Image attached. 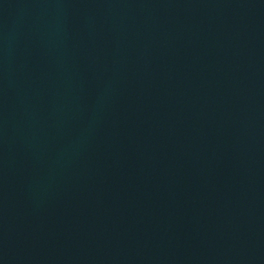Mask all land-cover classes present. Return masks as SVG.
I'll return each instance as SVG.
<instances>
[{
    "label": "water",
    "instance_id": "95a60500",
    "mask_svg": "<svg viewBox=\"0 0 264 264\" xmlns=\"http://www.w3.org/2000/svg\"><path fill=\"white\" fill-rule=\"evenodd\" d=\"M0 264H264V0H0Z\"/></svg>",
    "mask_w": 264,
    "mask_h": 264
}]
</instances>
